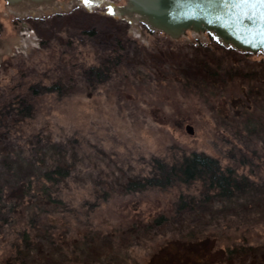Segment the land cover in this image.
Masks as SVG:
<instances>
[{"label": "rangeland", "instance_id": "obj_1", "mask_svg": "<svg viewBox=\"0 0 264 264\" xmlns=\"http://www.w3.org/2000/svg\"><path fill=\"white\" fill-rule=\"evenodd\" d=\"M82 2L55 0L47 9L38 6L44 8L40 12L20 13L0 0V109L7 112L0 110V197L14 198L17 205L8 225L0 219V260L12 243L21 242L25 228L36 243L30 257L58 259L56 250L49 254L53 247L47 246V235L56 240L68 229L70 234H113V243L101 246L105 250L100 243L88 250L91 256L109 255L99 264H144L158 245L178 233L179 224L194 223L214 234L222 248L253 246L239 264H264V113L258 110L262 128L256 120L236 118L242 108L233 98L248 90L247 83L224 74L222 83L204 82L198 69L202 60L261 69L264 95L262 55L216 50L222 44L206 33L172 40L142 22L109 14L110 6L124 0H99L91 8ZM198 46L210 49L204 54ZM109 56L119 59L117 68L106 69L100 80L83 75L87 68H106L102 61ZM32 85L62 91L33 97ZM20 99L32 106L27 117L12 109ZM260 105L264 109V100ZM192 153L215 158L262 186L237 202L191 209L186 206L200 196L199 182L125 189L130 180L154 177L159 164H175ZM64 157L73 164L72 173L66 182L49 187L63 204L43 205L35 180L43 166ZM243 159L248 160L244 165ZM29 180L33 191L25 197L43 209L19 205L24 192L18 186ZM180 203L185 217L171 219L180 216ZM160 215L170 224L149 235L142 229L128 235L133 224Z\"/></svg>", "mask_w": 264, "mask_h": 264}, {"label": "trees", "instance_id": "obj_2", "mask_svg": "<svg viewBox=\"0 0 264 264\" xmlns=\"http://www.w3.org/2000/svg\"><path fill=\"white\" fill-rule=\"evenodd\" d=\"M111 35L114 41L119 40L116 33L113 32ZM198 47V52H201L202 50L204 54L210 49L208 46ZM215 48L216 50L217 48L224 49V52L227 54H229V52H236V50L230 47H223L222 45L215 46ZM241 55L247 56L251 54L242 53ZM102 62L107 64L106 68H102L101 65V68H87L83 70V75L88 76L90 79L95 78L100 80L106 69L114 70L120 65L119 59L114 56H109L103 59ZM210 63L211 62L202 60V62L198 64V69L202 75L203 81H212L213 84L216 82L222 83V76L224 74L230 79H237L242 85L246 82L248 90L244 91L240 97L233 98L234 105L235 103H238L239 107L242 108L241 111L235 114V117L243 120L247 119V121L256 120L258 121L257 123H260V127L262 128L263 125H261L260 122L262 115L258 114L259 109L264 113V109L261 108V105L259 107L260 100H264V95L260 92L261 89L259 84V73L261 72V69L245 71L237 66L224 67L218 62H214V64ZM260 63L262 65L259 66H264V59H262ZM186 79L188 78L186 77ZM187 82L189 81L187 80ZM60 89L62 88L59 86L47 88L40 87L39 85H32L29 87L33 97L44 93V91H56L60 93V91H62ZM31 107L30 103H27L24 99H20L19 102H17V107L12 109L17 112V116L20 114V117H27L31 114ZM14 110H11V112ZM3 112L0 111V121H2L1 116H3L4 113H7L6 111ZM5 116L7 117V114H5ZM251 116L255 119H252L253 117L251 118ZM246 125L248 126V123H246ZM258 133L259 132H255V134ZM252 154L255 155V153ZM62 160L63 162L61 163H52L48 168L43 166L44 168L42 167L39 172V177L35 180L37 192H40V195H44L45 197V199L42 198L43 200L40 198L42 200V202H40L43 205L63 204L62 200L54 199L51 196L49 188L61 182H66L72 173V169L74 168L73 164H71L67 157H64ZM245 162H248V160L243 159L241 164L244 165L246 164ZM196 182H199L201 185L200 196L196 199L193 197L191 198V203L189 206H186L190 209L196 204H212L215 202L228 204L237 202L240 197H244L245 194L251 191H258L262 186L256 184L257 181L249 178V176L238 175L232 167L223 168L215 158L202 153H192L183 156V158L175 164H159L158 173L155 174L154 177L130 180L126 184L125 189L130 192H138L151 187L166 188L174 184L191 185ZM32 187L33 181L31 180H29L27 184L21 183L18 186V188L21 189V193L24 192L19 199V205L25 207V209H27V206L30 204L31 205L28 207L37 206L33 204L30 197H25L29 191H33ZM10 190H13V188L10 187ZM11 199L14 198L3 200L0 197V219L4 223L6 222L7 225L11 222L10 216L12 214L10 213L17 211V205L13 204V200ZM180 204L181 206L178 209L179 212L185 208L183 203ZM37 207L42 208V205ZM174 217L180 219V217H185V215L180 212V216H172L171 219ZM171 219L160 215L150 220L148 223H141L142 225L133 224L129 228L130 232H128V235H133L132 233L139 235L141 233L139 232L141 231L140 229L143 230L142 232L145 235L156 233L166 225H169ZM2 222H0V228H3L4 224ZM177 223H179V220ZM32 227L35 228L36 226ZM177 230L178 233H172V236L153 250V253L144 264H239L240 256L254 251L253 246L244 245H228L222 248L215 244L214 234H210L204 229V227H200L194 223H189L188 226L179 224ZM68 231L69 230L67 229L64 230V233L58 234L56 240H54L53 236H50L51 234L47 235V237L49 236V238H51L48 240L47 246L50 245L53 247V250H51V247H48L50 250L49 254L52 253L51 251L54 253L56 250V253L59 256L58 259L54 260L52 257L46 259L37 258L36 256L30 257V253L36 243L33 245L28 228H25L21 233V242H18L17 244L16 242L12 243L10 253L0 260V264H99L101 263L102 258H107L109 256L104 253L105 251L99 252V254L95 256H91L88 250L99 243V249L105 250L101 249V246H110L113 243L114 239L112 233H107L105 235L98 233L94 235L92 231H85L83 234H70ZM54 246H56V249ZM90 257L94 258L91 259Z\"/></svg>", "mask_w": 264, "mask_h": 264}, {"label": "water", "instance_id": "obj_3", "mask_svg": "<svg viewBox=\"0 0 264 264\" xmlns=\"http://www.w3.org/2000/svg\"><path fill=\"white\" fill-rule=\"evenodd\" d=\"M3 1L13 7L25 3L43 6L55 0ZM94 3L100 4L99 0ZM110 7L112 15L142 22L172 40H179L187 33H206L226 47L260 54L264 59L261 9L245 6L241 0H124L123 5ZM186 131L192 134V127L186 126Z\"/></svg>", "mask_w": 264, "mask_h": 264}, {"label": "bare ground", "instance_id": "obj_4", "mask_svg": "<svg viewBox=\"0 0 264 264\" xmlns=\"http://www.w3.org/2000/svg\"><path fill=\"white\" fill-rule=\"evenodd\" d=\"M84 4V2H82ZM97 4V3H96ZM94 2L90 5H87L88 8H91L93 5H96ZM54 4L49 3L47 4V7H52ZM45 7V9H47V7L45 5H43ZM38 6H33L31 4L25 3V4H20L18 6H13L12 8H15L17 11L21 12H25V13H33V12H40L42 11L44 8L42 7L41 9H37Z\"/></svg>", "mask_w": 264, "mask_h": 264}, {"label": "snow or ice", "instance_id": "obj_5", "mask_svg": "<svg viewBox=\"0 0 264 264\" xmlns=\"http://www.w3.org/2000/svg\"><path fill=\"white\" fill-rule=\"evenodd\" d=\"M84 4L90 5L94 2V0H83ZM242 4L248 7H259L261 9L260 15L261 18L264 19V0H255L254 3H251L250 0H241ZM109 14H112V9L111 7H109ZM262 35H264V33H262Z\"/></svg>", "mask_w": 264, "mask_h": 264}]
</instances>
